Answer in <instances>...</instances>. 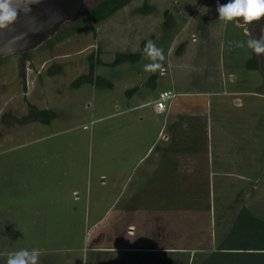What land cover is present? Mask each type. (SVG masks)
Returning <instances> with one entry per match:
<instances>
[{"label": "rangeland", "instance_id": "rangeland-1", "mask_svg": "<svg viewBox=\"0 0 264 264\" xmlns=\"http://www.w3.org/2000/svg\"><path fill=\"white\" fill-rule=\"evenodd\" d=\"M98 1H87L85 8ZM228 2L133 0L92 30L81 27L51 47L41 45L0 59V264H7L8 256L21 249H38L39 264L43 256V264H189V260L192 264L216 247L241 206L264 220V57L259 71L244 69L252 54L246 44L250 38L235 21L219 20L217 7ZM143 3L151 8L147 15L137 12ZM164 11L172 17L168 33L161 25ZM72 25L64 24L57 34L69 31ZM258 28V33L264 30V20ZM218 33L221 36H216ZM194 36L197 41L191 43ZM148 40L163 49L165 60L160 71H144V65L151 62L144 54L134 64L110 67L115 54L136 53ZM202 42L211 49L209 54L200 51ZM236 42L245 46L237 47ZM180 44L185 46L177 53ZM90 56L98 61L93 75L109 82L111 89L71 86L75 79L86 76ZM221 58L218 65L217 59ZM229 75L235 79L229 81ZM150 76H155L153 87L147 85ZM241 82L245 84L241 86ZM223 88L229 96L221 95ZM131 89L135 91L125 95ZM241 90L258 99L255 106L259 108L261 145H256L263 147V173L255 192L241 187V146H250L253 138L251 125L243 129V110L238 102L243 96L234 95ZM210 91L220 94L207 95ZM160 92L173 95L161 116L167 114L168 120L174 121L177 112L203 107L212 113L211 130L216 134L213 143L196 146L195 153L181 151V181L188 178L181 188L189 195L166 199V205H160L165 206L163 210L152 207L155 211L147 216L135 198L133 209L143 215L125 218L121 227L124 238L118 245L124 248L131 243L144 249L152 242L151 235L160 234L162 241L156 239V245L188 251L110 252L120 233L115 216L123 203H113L109 180L118 162L130 167L141 159H147V163L156 159L157 150L163 148L156 146L149 158L144 156L157 131L141 112L145 109L151 114ZM198 94L202 97L196 99ZM28 105L52 112L55 118L47 126L14 123L26 116ZM139 117L144 118L142 123ZM218 128L224 136L217 134ZM221 136L223 142L217 139ZM169 157L173 158L170 152ZM211 159L214 167L235 176L220 174L209 180V187L199 171L211 169ZM141 167L133 171L136 174L129 184L131 188L138 186ZM101 179L107 186H102ZM197 180L208 189H196ZM170 183L166 180V190ZM173 201L176 208L170 205ZM87 208L91 212L89 221ZM157 213L159 221L152 223ZM129 228L133 231H126ZM126 232L133 233L134 242ZM148 234L150 238L142 241V236Z\"/></svg>", "mask_w": 264, "mask_h": 264}, {"label": "crops", "instance_id": "crops-1", "mask_svg": "<svg viewBox=\"0 0 264 264\" xmlns=\"http://www.w3.org/2000/svg\"><path fill=\"white\" fill-rule=\"evenodd\" d=\"M236 24V22H235ZM237 25V24H236ZM222 26V22H221ZM241 26V25H237ZM244 28V33L248 35L246 26H241ZM217 33V32H216ZM219 35V33L216 34V36ZM194 40H192L191 43H196L197 38L194 36ZM231 41V40H230ZM189 44L186 46L188 47ZM234 45V44H233ZM216 46V45H215ZM213 46V47H215ZM209 48L202 42L200 43V51L204 52L205 54H209L210 50ZM215 50V51H214ZM206 51V52H205ZM214 54H216V47L213 49ZM251 55V53H250ZM218 65L221 63L222 58L219 60L217 59ZM214 71V70H213ZM251 72V71H249ZM229 81H233L235 77L232 75H229L228 77ZM224 84L225 82L222 81ZM245 84V82H244ZM241 82V86L244 85ZM241 93V101H238L241 103V112L243 114V129L245 125L252 126L250 129V132L253 133V138L250 140V146H241V187L244 189L247 187V189L253 190V192L257 191L259 189L260 185L257 186L262 178L263 173V159H262V146L260 144V119H259V108L255 103L258 102V99L255 98L256 95H252L250 93H247L245 91L234 93V95L240 96ZM203 94V93H202ZM207 95H217L220 93H216L215 91H210L209 93H206ZM222 96H229V92L226 91L225 88H223V93H221ZM186 96H190L186 95ZM201 95L198 94L196 99H198ZM202 97V96H201ZM195 99V98H194ZM244 99L245 102H242ZM199 104L202 105V101L199 102ZM197 108H199L197 106ZM203 107H200L198 111H186L184 113H178L177 116L173 117L175 118L174 121L168 120V115L161 116V114H164L162 112H156L154 109H152L151 114L145 112L143 110V114H145V117L148 119H151L153 126L156 128V133L154 139H152L149 144L147 145V149L144 156H147L149 158L150 154L153 152L154 148L156 146H162L161 150H157V158H152L149 162L145 163L147 159H145L143 162L139 160L134 166L130 167V164H122L124 162H118L116 164V171L115 173L112 172V176L109 180L108 187L110 189V194H112V197L114 198L113 203L118 204L119 201H121V206L116 212L115 221L116 224L119 227L120 233L116 235L115 243L116 247L114 250L112 249L110 252H120L123 254H130V253H187L186 249H177L174 247H167L165 244L156 245L154 241L160 237V234H156V236L151 235L152 242L147 245L148 247L141 249L140 247H136L130 243V246L127 245L124 248H119V243L124 238L122 225H124L125 218L128 220H131L132 218H135V214H142L141 211H137L135 208L133 209V203L134 199L137 198V200H140V206L141 209L145 210L143 214L149 215L151 214V210L157 207L159 211L165 207L160 205H166L165 200L166 199H175L178 197L179 199L182 197H187L188 191L183 192L181 185L182 183L186 182L188 178H183L185 181H181L183 177V167H182V160L180 157L182 156L181 151H189L191 153L197 152L196 146H201L202 143H205L206 146H209V144L213 143L215 132L211 130V126L213 125L211 122V112L210 111H204L202 109ZM139 123H142L144 118L139 117L137 118ZM242 119V116H241ZM242 133V129H241ZM243 133H246L243 131ZM218 135L224 136V131L222 129L218 128L217 131ZM247 134V133H246ZM257 134V138H256ZM248 135V134H247ZM152 136V134H151ZM221 136V137H222ZM221 142H223L222 139L217 137ZM257 142V145H256ZM167 146V147H166ZM157 149V148H155ZM200 149V148H199ZM169 152L172 153V157H169ZM179 154V155H178ZM164 155L167 156V158L163 157ZM127 161V160H126ZM209 160H207V167H209ZM145 163V164H144ZM141 164L143 166L141 167ZM141 170L139 172V176L136 182H138V186L134 189L129 186L132 178L135 176L136 172H133L137 168H140ZM211 169H208L207 171H204L201 169L199 172L202 176H204V182L205 184L209 185V180L214 177L219 176L220 174H224L222 171H220L219 166H215L213 164V160L211 159ZM217 167V168H216ZM215 170V171H214ZM187 171V170H186ZM202 171V172H201ZM191 173H194L193 171ZM224 175H226L227 178L235 176L229 173L227 171ZM237 176V175H236ZM199 177V175H197ZM239 177V176H237ZM166 180L170 181V187L168 190H166L165 184ZM199 181V180H197ZM196 181V182H197ZM102 186H107L105 183V179H101L99 181ZM203 181L197 182L198 186ZM196 186V189L206 191L208 187L205 185L203 186V183L198 188ZM206 187V188H205ZM210 187V185H209ZM192 189V188H191ZM194 191V190H192ZM190 192V191H189ZM210 192V189H209ZM184 193V194H183ZM173 196H172V195ZM103 198V197H102ZM123 198V199H122ZM163 202V203H162ZM86 204V201H85ZM158 204V205H156ZM170 205L176 208V203L170 202ZM155 211V210H153ZM158 211V210H157ZM158 211V212H159ZM180 213V212H179ZM91 212L89 211V208H87V220L89 221V216ZM142 214V215H143ZM159 213L156 214L155 219L152 220V223L155 221H159ZM141 217V216H140ZM146 220L145 217H142V221ZM141 219V218H140ZM262 219V218H260ZM95 225V223H94ZM92 226V225H91ZM116 226V227H117ZM94 227V226H93ZM141 228H144V225L141 224ZM118 230V232H119ZM126 231H133V229H126ZM127 233V232H126ZM133 233H127V236L129 237V240L132 242L135 241L134 236H132ZM144 239L142 241H146L149 237L148 236H142ZM223 238V237H222ZM221 238V239H222ZM160 241L161 238H159ZM111 242V241H110ZM220 242V241H219ZM42 252V251H41ZM46 253V252H45ZM47 254H50V252H47ZM190 255V254H189ZM46 256L42 257V264L44 262ZM189 260V264H190ZM174 264H182V261H175Z\"/></svg>", "mask_w": 264, "mask_h": 264}, {"label": "trees", "instance_id": "trees-1", "mask_svg": "<svg viewBox=\"0 0 264 264\" xmlns=\"http://www.w3.org/2000/svg\"><path fill=\"white\" fill-rule=\"evenodd\" d=\"M133 0H100L89 9H86L84 2L81 14L78 20L73 23L67 32H60L56 34L52 39L44 42L42 45L51 47L55 42L61 40L67 34L76 32L81 27L93 29V27L100 22L111 17L113 14L123 9ZM151 8L143 3L137 12L143 15L150 13ZM163 21L161 23L164 32H170L172 28V17L164 11L162 14ZM259 22H253L251 24H243L240 22L237 25L246 26L247 33L250 39H259L262 32L258 33ZM250 27L253 30L250 31ZM146 42H142L140 49L136 53H117L115 54L113 61L110 63V67L121 65L124 63L134 64L140 60L144 54L143 49ZM185 44H180L176 52H182ZM252 51V50H251ZM264 55L257 56L253 51L251 57L245 62L244 69L246 71H259L261 69V61ZM89 67L86 76H80L73 81L71 86L78 88L81 85H94L96 87H105L111 89V84L100 77L93 75L94 66L98 63L92 56L89 57ZM155 81V76H150L147 85H152ZM23 93L25 87L22 85ZM135 89H131L125 92V95H130ZM27 114L21 118L18 122L13 120L14 123L26 124V123H40L47 126L55 118L52 112L46 110L38 111L33 106H27ZM192 264H264V220L256 217L246 207L241 206L236 212L229 230L224 237L216 245V247L205 255L202 259Z\"/></svg>", "mask_w": 264, "mask_h": 264}, {"label": "clouds", "instance_id": "clouds-1", "mask_svg": "<svg viewBox=\"0 0 264 264\" xmlns=\"http://www.w3.org/2000/svg\"><path fill=\"white\" fill-rule=\"evenodd\" d=\"M36 2L38 0H0V30L10 29L22 12L27 14L31 10L30 7L26 8V5ZM217 11L221 21L251 24L264 20V0H230L226 4L218 5ZM246 44L257 56L264 55V35L259 39H248ZM236 46L242 48L245 45L243 42H236ZM143 52L151 61L144 65V71L150 73L160 71L163 67L162 62L165 60L163 49L158 48L152 40H148ZM39 257L38 249L31 251L21 249L8 256L7 264H39Z\"/></svg>", "mask_w": 264, "mask_h": 264}, {"label": "water", "instance_id": "water-1", "mask_svg": "<svg viewBox=\"0 0 264 264\" xmlns=\"http://www.w3.org/2000/svg\"><path fill=\"white\" fill-rule=\"evenodd\" d=\"M85 1L94 0H38L26 5L31 9L27 14L22 12L10 29L0 30V59L33 51L52 39L64 24L78 20Z\"/></svg>", "mask_w": 264, "mask_h": 264}, {"label": "built area", "instance_id": "built-area-1", "mask_svg": "<svg viewBox=\"0 0 264 264\" xmlns=\"http://www.w3.org/2000/svg\"><path fill=\"white\" fill-rule=\"evenodd\" d=\"M172 98L173 95H171L169 92H160L157 95L156 100L153 102L154 110L159 113L165 111Z\"/></svg>", "mask_w": 264, "mask_h": 264}]
</instances>
